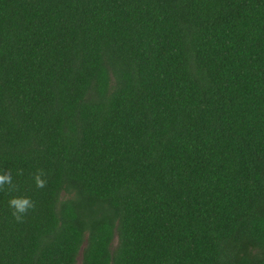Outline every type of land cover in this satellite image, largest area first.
I'll list each match as a JSON object with an SVG mask.
<instances>
[{
    "label": "trees",
    "instance_id": "trees-1",
    "mask_svg": "<svg viewBox=\"0 0 264 264\" xmlns=\"http://www.w3.org/2000/svg\"><path fill=\"white\" fill-rule=\"evenodd\" d=\"M7 170L0 264H264V0H0Z\"/></svg>",
    "mask_w": 264,
    "mask_h": 264
},
{
    "label": "clouds",
    "instance_id": "clouds-1",
    "mask_svg": "<svg viewBox=\"0 0 264 264\" xmlns=\"http://www.w3.org/2000/svg\"><path fill=\"white\" fill-rule=\"evenodd\" d=\"M17 175H23L22 170H19ZM45 172L40 169L33 175V181L38 189H42L46 186L47 180L45 179ZM5 185L12 189V175L10 171H6L0 174V190H4ZM8 206L12 210L11 214L17 223H22L24 217L29 213V211L35 209V202L27 197H14L8 201Z\"/></svg>",
    "mask_w": 264,
    "mask_h": 264
}]
</instances>
